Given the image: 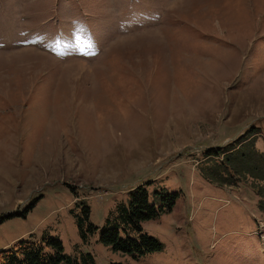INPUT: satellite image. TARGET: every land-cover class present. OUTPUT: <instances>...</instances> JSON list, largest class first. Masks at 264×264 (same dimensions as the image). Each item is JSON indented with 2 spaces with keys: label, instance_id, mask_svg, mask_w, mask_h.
<instances>
[{
  "label": "rangeland",
  "instance_id": "1",
  "mask_svg": "<svg viewBox=\"0 0 264 264\" xmlns=\"http://www.w3.org/2000/svg\"><path fill=\"white\" fill-rule=\"evenodd\" d=\"M246 131L251 164L205 157ZM258 152L264 0H0V248L53 237L80 264H264ZM139 184L160 247L135 256L100 232Z\"/></svg>",
  "mask_w": 264,
  "mask_h": 264
},
{
  "label": "trees",
  "instance_id": "2",
  "mask_svg": "<svg viewBox=\"0 0 264 264\" xmlns=\"http://www.w3.org/2000/svg\"><path fill=\"white\" fill-rule=\"evenodd\" d=\"M250 136L248 135V131H246L245 134L224 147H215L212 150L208 149L205 157H218L219 161H222L223 158L236 154L239 159L232 164L234 170L241 168V165L246 160L248 164H251L249 159L250 153L240 151V148L246 144H251L249 149L254 152L256 151L252 145L253 141ZM260 156H264L263 152ZM262 163H264V158ZM220 165L224 164L222 163ZM171 205L172 201L169 199L167 208L170 209ZM155 214L156 210L147 201L146 189L142 184H139L135 188V191L130 192L127 204L120 205L117 209V214L112 219L108 218L107 224L100 232V241L110 245L115 251L129 253L135 256L156 251L160 247L158 242L151 236L141 233V221L150 219ZM85 217H88L87 209L85 210ZM81 221L82 219H79V223ZM91 228L92 226L90 224L89 229ZM80 230L81 232L83 231L82 229ZM87 257L92 258L90 254H87ZM86 260L82 264H88ZM0 264L80 263L64 253L60 240L53 237H42L39 240L22 238L8 247L0 248Z\"/></svg>",
  "mask_w": 264,
  "mask_h": 264
}]
</instances>
